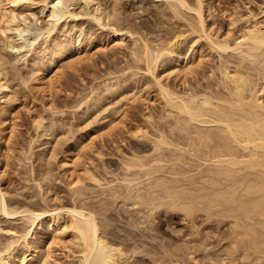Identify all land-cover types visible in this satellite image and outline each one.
<instances>
[{"label":"rangeland","instance_id":"1","mask_svg":"<svg viewBox=\"0 0 264 264\" xmlns=\"http://www.w3.org/2000/svg\"><path fill=\"white\" fill-rule=\"evenodd\" d=\"M43 1L33 0L32 6L23 8L27 17L33 18H28V26L19 35L11 31L0 32V67L3 69V79L9 86V91L0 90V198L2 196L11 209L68 207L74 201L80 202L70 189L71 180L76 179L87 187L83 193L84 200L94 207L99 206L97 209L95 207L97 212L102 209L98 219L101 221L104 218L108 239L123 250L128 264H169L168 261L176 258L178 260L170 264H193L190 263L191 256L195 255L200 260V251H196L195 255L194 252L191 255L184 253L187 251L185 242L196 238V235L200 236L199 232H203V229L214 231L215 224L204 222L200 223L202 226H196L199 228L197 230L188 228L186 225L190 224L185 223L188 221L183 219L182 212L167 203L170 208L160 205L161 210L156 207L154 212L151 210L148 213L150 217L154 214V217L149 221L152 231L149 228L147 231L140 223L144 216L136 213L135 216L142 220L132 219L134 211L126 212L121 207L123 205L103 196L109 191L106 183L113 186L122 177L132 179L141 174L136 173L140 168L128 167L126 163L136 161L138 157H143L141 159L145 163H151L149 158L154 153L152 140L161 131H167L166 123L170 121L169 117L163 118V96L142 58L143 40H148L154 47L174 34L186 35L189 33V23L196 29L194 17L185 13H181V18L173 16L163 0H69L70 5L63 0L72 15L58 21L54 18L47 21L40 15ZM62 5L57 4V9H64ZM210 6L211 12L206 20L209 38L214 41L224 37L232 41L242 29L255 22L264 25V0H210ZM96 11L101 12L100 23L92 17ZM33 14L39 16V21H33ZM111 26L124 33L117 45L113 42L115 34ZM78 35L82 46L76 53L83 56L87 51L90 58L85 52L86 58L81 56L83 60L79 59L77 64L73 61L64 64L42 44V40H50L51 37L73 40ZM192 36L196 38L197 32H192L186 40L192 39ZM134 38H138L137 41ZM10 45L20 49L15 51ZM181 45L178 51L180 57L185 54V40ZM195 46V51L188 57L192 70L185 78L174 74L167 76L171 65L167 55L156 62L154 75L163 83H168L173 90L184 93L191 89L205 91L206 87L208 90L209 86L213 88L218 85L226 64L233 67L243 65L244 71L250 68L254 74L264 70L257 65L258 60L262 64L261 59L257 58V63L253 60V64L248 57L241 60L237 52H222L205 38L198 39ZM35 59L44 62L40 67H43L45 75L57 70L54 82L49 83L48 88L39 87L33 79L34 70L41 64H35ZM76 59L78 56L74 61ZM258 66L263 68L259 69L261 72L254 70ZM243 67L240 68L243 70ZM52 68L53 72L50 73L49 69ZM130 76L137 78L135 84L128 83ZM107 85L113 89V94L104 97L103 102L95 106L94 101L99 96L103 97ZM215 87L214 91L217 89ZM64 161L74 166L71 173L61 169ZM92 178H98L103 187L97 188ZM111 202L112 209L109 210ZM104 203L109 206L107 212ZM155 210L158 212L155 213ZM141 224L144 228H141ZM29 230L33 233L29 238L30 245L35 242L42 247L50 245L60 258L59 264H77L78 246L70 239L68 230L62 239H56L47 220L29 224L21 214L7 215L0 209V251L14 240L16 234ZM13 248L6 255L7 264H15L26 249L19 241ZM174 249L175 253L181 250L182 254L177 253L179 256L187 254L188 257H170L168 254ZM203 259L199 264H210L209 258L206 261ZM0 264L5 263L0 261Z\"/></svg>","mask_w":264,"mask_h":264},{"label":"bare ground","instance_id":"2","mask_svg":"<svg viewBox=\"0 0 264 264\" xmlns=\"http://www.w3.org/2000/svg\"><path fill=\"white\" fill-rule=\"evenodd\" d=\"M66 2L70 5L69 0ZM66 2L44 0L40 15L47 21L52 18L58 21L67 15H72L67 9L69 6L65 5ZM162 2L168 6L173 16L180 17L181 13H185L194 17V26H196L194 29L195 27L193 28V25L189 23L187 26L191 29L189 28L188 34H174L158 46L153 47L148 40H143L142 58L163 96V118H170L168 122L164 119L167 122V127L164 125L167 131L165 132L166 128L163 126L165 133L161 131L154 140L151 139L154 145H152L154 153L149 158L152 160H149L151 163H147L148 161L145 163L141 159L143 157H136V161L126 163L128 167L140 168L136 169L138 170L136 173L141 174L136 176L137 179L132 178L136 181L122 177L114 182L113 186H108L109 183H106V189L109 191L106 192L107 194L103 193L105 194L103 196L113 203L116 201L123 205L121 207L125 208L126 212L127 210L134 211V218L130 216L132 219L141 218L135 216L136 213L144 216L143 220L140 219L142 220L140 223L146 227L144 228L141 224L142 227H140L144 228L143 230L148 231L147 228H149L152 231L149 221L154 217L153 209L159 208L160 205L165 208L167 203L170 207L172 206L171 208L175 206V209L182 212L183 219L188 221L185 223L190 224V226L186 225L188 228L195 229L198 225L202 226L204 222V224L206 222L215 224L218 229L215 228L214 231L210 229L212 232L208 228L203 229V232L195 231L199 228L193 230L199 232L200 236L196 235L197 237L190 238V241L185 240L186 246L184 247H187L189 252L184 251V253L188 255L193 252L195 255L196 251H200L199 257H202L201 259L204 257L205 261L209 258L210 264H264V25L255 22L250 27L242 29L232 41L229 37L214 41L209 38L206 20V16L211 12L210 0H163ZM57 4H63V8L65 7L67 11L65 8V10L57 9ZM32 5L33 0H0V32L11 31L18 35L23 32L24 27L28 26L29 20L33 18L27 17L23 8ZM36 16L33 21H39V16ZM92 17L100 23L101 12L96 11ZM111 30L115 34L113 42L117 45L124 34L123 30L112 26ZM192 32H197L196 38L192 36V39L188 37L190 39L186 40ZM55 37L42 40V44L54 55V58L64 64H71L72 61L77 64V61L86 58L87 51H84V57L81 55L83 58L77 54L82 46L79 35L73 40H60V37ZM200 38L209 40L210 44L222 52L227 50L237 52L241 60L242 58L252 59V64L253 60L257 63L256 59H261L262 64L258 60L257 65L263 68L260 69L258 66L254 67V70L263 71L254 74L250 72V68L244 71L243 65H240L243 67L242 70L239 66L233 67L226 64L221 72L220 81L217 82L218 85H215L217 87L215 91L213 90L215 86L213 88L209 86V91L206 87L205 91L196 92L191 89L184 93L173 90L168 83H163L158 76L154 75L156 62L167 55L171 64L167 76L174 74L185 78L192 70L188 57L195 51V43ZM137 39L134 38L135 41ZM183 40H185V54L180 57L178 51L181 49ZM11 48L17 51L19 47L11 46ZM89 55L87 53V57ZM77 56L78 59L74 61ZM38 59L37 61L35 59V64L41 63ZM255 63L254 65L257 66ZM42 64L44 62L34 70L33 79L37 81L39 87L44 89L49 87V83L54 82L57 70L53 72V68L49 69L53 74L45 75L43 67H40ZM2 70L0 67V90L9 91L8 83L3 79ZM136 79L133 76L127 78L130 80L128 83L131 84H135ZM110 88L109 85L105 87L103 97L99 96L94 101L95 106L101 104L104 97H111L113 89ZM70 165L68 161H64L60 167L63 171L70 172L73 171L71 167L74 168ZM133 174L135 175V171ZM92 179L97 188L103 187L98 178ZM70 184L72 195L80 201L72 202L71 206L54 207L47 210H35L29 207L11 209L1 196L0 209L7 215L21 214V217L29 224L47 220L48 227L52 229L56 239H62L68 230L70 239L74 240L78 246L77 264H128V258L123 250L113 245L108 239L104 218L102 217L105 223L102 219L101 221L98 219V215H101L98 213L102 209L97 212L96 209L99 206L95 205V209L93 205L84 200V190H87V187L76 179H72ZM113 203L111 202L109 210L112 209ZM108 207L105 206V212ZM166 209L168 210L167 207ZM151 210L153 211L152 217L148 215ZM156 210L155 213L158 212ZM32 234L30 230L16 234L12 242L2 247L3 249L1 248L0 261L7 264L6 255L12 252V248L19 241L26 249L18 256L15 264H59L60 258L50 245L42 247L36 242L30 245L29 238ZM175 249L169 251L170 257L178 256L183 259L182 256L187 255L179 256L177 253L181 250L175 253ZM191 257L190 263H200L201 259L198 260L196 255ZM177 260L178 258L171 261L173 263Z\"/></svg>","mask_w":264,"mask_h":264}]
</instances>
